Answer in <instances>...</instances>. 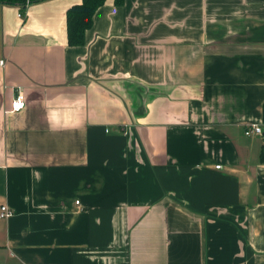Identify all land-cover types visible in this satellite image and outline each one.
Masks as SVG:
<instances>
[{"label": "crops", "instance_id": "0c3cea01", "mask_svg": "<svg viewBox=\"0 0 264 264\" xmlns=\"http://www.w3.org/2000/svg\"><path fill=\"white\" fill-rule=\"evenodd\" d=\"M82 1L0 4V264H264V0Z\"/></svg>", "mask_w": 264, "mask_h": 264}, {"label": "trees", "instance_id": "16d2710c", "mask_svg": "<svg viewBox=\"0 0 264 264\" xmlns=\"http://www.w3.org/2000/svg\"><path fill=\"white\" fill-rule=\"evenodd\" d=\"M44 0H0L4 6H17L24 16L29 4H34ZM107 0H83L80 5L71 7L67 11L68 44L72 47H82L86 45L87 32L92 28L96 11L101 8ZM125 0H116V4L121 6ZM264 124V104L262 107ZM264 143V139H263ZM260 162L264 165V145L260 153Z\"/></svg>", "mask_w": 264, "mask_h": 264}, {"label": "built area", "instance_id": "2783aa9c", "mask_svg": "<svg viewBox=\"0 0 264 264\" xmlns=\"http://www.w3.org/2000/svg\"><path fill=\"white\" fill-rule=\"evenodd\" d=\"M20 17L25 18V16L23 14H19ZM2 66L6 65V61H2L1 62ZM11 109L7 112L8 114L10 113H20L22 111L25 110V108L27 107V100L25 97V94L19 90L18 94L16 95V97L12 100L11 102ZM263 130L262 128H260L257 125H252L251 127L248 128V130L246 131V136H252V135H262ZM218 169H220V167H217ZM77 203L79 204V202L77 201ZM14 214L13 209H10L8 206H1L0 207V218L1 219H10Z\"/></svg>", "mask_w": 264, "mask_h": 264}]
</instances>
